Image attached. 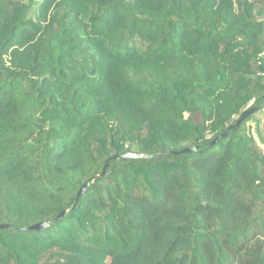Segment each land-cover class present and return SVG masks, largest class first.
<instances>
[{
	"label": "trees",
	"instance_id": "trees-1",
	"mask_svg": "<svg viewBox=\"0 0 264 264\" xmlns=\"http://www.w3.org/2000/svg\"><path fill=\"white\" fill-rule=\"evenodd\" d=\"M263 98L264 0H0V264H264Z\"/></svg>",
	"mask_w": 264,
	"mask_h": 264
},
{
	"label": "water",
	"instance_id": "water-1",
	"mask_svg": "<svg viewBox=\"0 0 264 264\" xmlns=\"http://www.w3.org/2000/svg\"><path fill=\"white\" fill-rule=\"evenodd\" d=\"M264 106V98L257 104L252 103L248 108H246L240 115L239 117L236 119V121L232 124H230L223 132H221L218 136H215L213 139H211V141L208 143V147L215 144L220 137H224L228 134L229 131L231 130H235L237 127L240 126V124L244 121L245 118H247L251 113L256 112L259 108ZM200 149V145H189V146H185L179 150H169V153L173 154V155H180L183 153H195L197 151H199ZM165 155V153L163 152H157V153H146V152H123V153H116L113 154L109 157H107L102 166H101V170L98 174L93 175L92 177L88 178L86 181H84V183L79 187L74 202L67 208L62 210L58 216H61L63 214H65L66 212L72 210L75 205L77 204L79 198L81 195H83L89 185L91 183H95L98 180H100L106 173L107 168L109 167L110 163L114 160L117 159H126V158H133V159H156V158H161ZM48 225V221H40L37 222L29 227H25L23 229H30V230H41L43 228H45ZM5 227H10V225L8 223H1L0 224V229L1 228H5Z\"/></svg>",
	"mask_w": 264,
	"mask_h": 264
},
{
	"label": "rangeland",
	"instance_id": "rangeland-1",
	"mask_svg": "<svg viewBox=\"0 0 264 264\" xmlns=\"http://www.w3.org/2000/svg\"><path fill=\"white\" fill-rule=\"evenodd\" d=\"M251 104L252 102L250 103V105ZM256 121L259 123L260 127L262 128L264 127V106L262 107V109H260L253 115V118L251 120L247 122V125L250 126L252 133L254 132L253 130Z\"/></svg>",
	"mask_w": 264,
	"mask_h": 264
}]
</instances>
